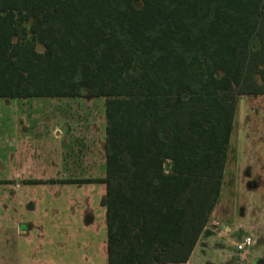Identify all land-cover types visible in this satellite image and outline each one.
I'll return each instance as SVG.
<instances>
[{
	"label": "trees",
	"instance_id": "1",
	"mask_svg": "<svg viewBox=\"0 0 264 264\" xmlns=\"http://www.w3.org/2000/svg\"><path fill=\"white\" fill-rule=\"evenodd\" d=\"M245 96L264 0H0V99L106 100L109 264H189Z\"/></svg>",
	"mask_w": 264,
	"mask_h": 264
},
{
	"label": "rangeland",
	"instance_id": "2",
	"mask_svg": "<svg viewBox=\"0 0 264 264\" xmlns=\"http://www.w3.org/2000/svg\"><path fill=\"white\" fill-rule=\"evenodd\" d=\"M105 101L104 98L0 99V230H5V232H1L2 230L0 232L4 241L9 237V239L17 238L16 231L12 230V224H16L17 213L11 211L12 209H7V207L10 208V193H7L5 183H3L10 172L6 169L7 150L11 146L9 141L21 142L30 137L31 145L34 147L33 140L39 134L41 138H45L47 146L58 144L53 127L67 122L64 113L67 114L68 111L64 110L75 106L81 107L83 110L87 108L88 113H90V108L93 109L92 111L96 112L95 117L101 116L104 119V125H106ZM61 107L63 110L58 113L57 109ZM20 120L30 123L26 126L27 131L23 130L22 125L19 126ZM35 121L42 123L41 127L38 125L40 128H36V123V126L31 124ZM80 121L84 122L81 119ZM33 147L31 157H33ZM48 150L46 154L43 152L38 154V158L42 160L38 166L34 162L30 165L32 174L39 169V172H45L48 175L58 172L51 165L54 160H57L56 163H58L59 151L49 152ZM80 195L78 208L81 210L84 198ZM30 197L34 198V195L30 194ZM40 197L44 203L37 213L21 211V214L23 212L28 214V218L42 220L46 218L44 224L48 225L53 216H51V204L63 203L65 199L60 201L57 195L49 190L40 193ZM95 197L94 208L97 210V219L90 234V239H92L90 244L93 246L91 247L95 254L90 255V262L101 263L102 258L107 257V245L105 254L103 251L104 244L107 243V233L104 229L106 216L105 214L104 216L100 215L103 209H100V201L97 196ZM62 208L64 209V207ZM46 210L50 213L48 216L45 215ZM7 229L9 231L6 233ZM49 229L52 231V227L48 226L47 230ZM250 232L255 233L256 242L247 258L242 261L235 245L242 236ZM70 234H72L71 230ZM50 235L45 243H40L43 246L46 245V251H49L51 246L57 242L63 243L66 237L64 234L56 235L53 232ZM69 238H65V242L76 247L78 239L73 235ZM1 251L3 250L1 249ZM189 264H264V96L240 98L229 145L221 198Z\"/></svg>",
	"mask_w": 264,
	"mask_h": 264
},
{
	"label": "crops",
	"instance_id": "3",
	"mask_svg": "<svg viewBox=\"0 0 264 264\" xmlns=\"http://www.w3.org/2000/svg\"><path fill=\"white\" fill-rule=\"evenodd\" d=\"M58 109V113L63 110L62 107ZM87 110V108L83 110L76 106L64 110L68 111L67 114L64 113L67 122L53 127L58 144L51 145V147L47 146L45 138H41L39 134L33 140L34 147L31 145L30 137L21 142L9 141L12 147L10 146L7 150L6 169L10 172L3 183H5L7 193H10V208L7 207V209H12L11 211L17 213L16 224H12V230L17 233V240L9 239L8 236L9 238L6 237L7 240L4 241L1 232H5V230H0V248L2 246L3 250L0 252V264H109L107 210L102 204L106 195V185L79 183L80 181L104 179L107 172L105 152L107 124L104 125V119L101 116L95 117L96 112H93V109L90 108V113ZM18 124L22 125L23 130L26 131L28 130L26 126L30 125L24 120H20ZM31 124L40 128L42 123L35 121ZM82 126L83 128H80ZM32 147L34 148L33 157H31ZM47 149L49 152L59 151L58 163H56L57 160H54L51 165L58 172L48 175L45 172H39V169L32 174L30 165L35 163L38 166L42 162L38 158V154L42 152L46 154ZM56 157L55 159H57ZM33 182L36 183L32 184ZM48 190L56 194L60 201L63 199L65 201L51 204L52 221L46 225L44 224L46 218L44 220L28 218V214L24 212L37 213L44 203L40 193ZM30 194L34 195V198H29ZM79 195L84 198L81 210L78 208ZM95 196L100 201V209H103L100 215L104 216L105 214L106 216L104 229L107 233V243L104 244L103 251L105 254L107 245V257L104 256L101 263L90 262V255L95 254L93 246L90 244L92 241L90 234L97 219V210L94 208ZM104 209L106 213H104ZM21 211H24L23 214ZM49 214L46 210L45 215ZM48 226L52 227V231L51 229L47 230ZM70 230L72 234H70ZM226 230L228 229L226 228ZM7 231L9 230L7 229L6 233ZM49 232L56 235L64 234L66 239H70L69 236L73 235L78 239V244L76 247L70 246L64 238L63 243L57 242L51 246L49 251H46V245L43 246L40 243L47 241V237L51 236ZM51 243H53L52 240Z\"/></svg>",
	"mask_w": 264,
	"mask_h": 264
},
{
	"label": "built area",
	"instance_id": "4",
	"mask_svg": "<svg viewBox=\"0 0 264 264\" xmlns=\"http://www.w3.org/2000/svg\"><path fill=\"white\" fill-rule=\"evenodd\" d=\"M255 233L250 232L244 236H242L241 240L236 243V250L244 261L248 253L250 252L251 248L255 245Z\"/></svg>",
	"mask_w": 264,
	"mask_h": 264
}]
</instances>
